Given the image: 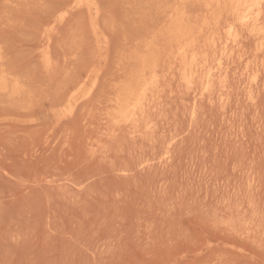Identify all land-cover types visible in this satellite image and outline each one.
<instances>
[{
  "label": "rangeland",
  "instance_id": "obj_1",
  "mask_svg": "<svg viewBox=\"0 0 264 264\" xmlns=\"http://www.w3.org/2000/svg\"><path fill=\"white\" fill-rule=\"evenodd\" d=\"M233 1L0 0V264H264V0Z\"/></svg>",
  "mask_w": 264,
  "mask_h": 264
},
{
  "label": "bare ground",
  "instance_id": "obj_2",
  "mask_svg": "<svg viewBox=\"0 0 264 264\" xmlns=\"http://www.w3.org/2000/svg\"><path fill=\"white\" fill-rule=\"evenodd\" d=\"M231 1H233V0H231ZM239 1V0H238ZM250 1L251 0H240V3L241 4H243L244 5V3H245V5H247L246 7L248 8V6L249 7H251V4H250ZM255 1V0H254ZM254 1H253V3H254ZM233 2H235V1H233ZM237 2V1H236ZM257 2V1H256ZM252 3V2H251ZM232 4V3H231ZM235 4V3H234ZM237 4H238V2H237ZM257 5H259V3H257ZM256 6V5H255ZM236 8H238V7H236ZM240 9H242V7L240 8ZM239 9V10H240ZM245 9V8H244ZM248 10H250V9H248ZM246 17V16H245ZM247 18V17H246ZM191 19V18H190ZM245 19V18H244ZM243 19V20H244ZM249 21V20H248ZM229 31V30H228ZM180 38V37H179ZM177 39V38H176ZM212 39V38H211ZM179 43V42H178ZM187 43V42H186ZM188 44V43H187ZM177 45V44H176ZM186 45V44H185ZM183 46H184V44H183ZM182 46V47H183ZM189 46H191L190 44H189ZM178 47H180V46H178ZM189 48L190 47H188V45H186V47L185 48H182V50L180 51V56H181V58L183 57V59H184V61L182 62V63H184L183 65L184 66H181V64H180V66L183 68V73H184V75H185V77L187 78V80H188V85H191L193 82V80H194V82H195V79H193V77H194V74L196 73V71H198L197 70V63H195V61H194V59H192L191 61H188V60H190L191 58H189V55H190V50H189ZM193 50H194V48H193ZM198 51V50H197ZM194 55V54H193ZM178 56V55H177ZM179 56V57H180ZM197 58V57H196ZM145 61H146V59H145ZM147 62V61H146ZM143 63V64H147V63ZM171 63V62H170ZM200 63V62H199ZM200 65V64H199ZM144 66H146V65H144ZM175 66V65H174ZM199 69V68H198ZM143 70V69H142ZM181 70V69H180ZM140 73H142V71L140 72ZM144 75H145V73H144ZM137 76V75H136ZM141 76V75H140ZM140 76H139V78H140ZM143 76V75H142ZM189 77V78H188ZM134 80V79H133ZM208 80V79H207ZM144 81H146V79H144ZM211 81V79H209L208 80V85L207 86H205L206 88H207V90H209L210 88H211V84H209V82ZM140 82H141V80H140ZM147 82V81H146ZM187 82V81H186ZM206 82V81H205ZM191 83V84H190ZM201 83H202V81H201ZM211 83V82H210ZM135 84V83H134ZM147 84V83H146ZM200 84V83H199ZM126 86V85H125ZM130 86H131V84H130ZM144 86H145V83H144ZM124 87V86H123ZM133 88H134V86H132ZM149 87V86H148ZM148 87H147V89H148ZM193 86H191V88H192ZM204 87V86H203ZM204 87V88H205ZM140 88H141V85H140ZM205 88V89H206ZM126 89V88H125ZM132 89V88H131ZM190 89V88H189ZM119 90H120V88H119ZM195 90V89H194ZM193 90V91H194ZM129 91H130V89H129ZM132 91H133V89H132ZM196 91V90H195ZM123 92H125V91H123ZM122 93V92H121ZM145 94H146V89H141V91H140V89H139V91L137 92L136 91V93L135 92H128V93H126V95H125V97L124 98H121L120 97V99H119V96H118V103H117V105L119 106V108H127L126 110H129V111H132L133 113L135 112V110L138 108V106H140V105H142V103L144 102V99H145ZM117 97V96H116ZM147 97V96H146ZM146 102H147V100H145ZM141 107V106H140ZM114 108V107H113ZM118 108V109H119ZM129 108H131V109H133V110H130ZM118 111H120V110H118ZM137 111V110H136ZM124 112V111H123ZM122 112V113H123ZM126 112H128V111H126ZM119 113V112H118ZM131 113V112H130ZM137 113V112H136ZM123 114H125V113H123ZM122 114V115H123ZM132 114V113H131ZM139 114V113H138ZM127 115V114H126ZM128 115H129V113H128ZM134 116H135V114H134ZM127 117H130V116H127ZM131 117H132V115H131ZM124 118V117H123ZM125 119V118H124ZM128 119V118H127ZM130 119V118H129ZM128 119V120H129ZM132 119H133V121H135V117H132ZM132 119H130V120H132ZM137 121V120H136ZM135 124V123H134Z\"/></svg>",
  "mask_w": 264,
  "mask_h": 264
}]
</instances>
